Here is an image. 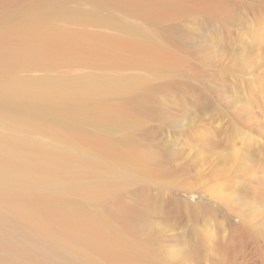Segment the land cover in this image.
Here are the masks:
<instances>
[{
    "label": "rangeland",
    "instance_id": "rangeland-1",
    "mask_svg": "<svg viewBox=\"0 0 264 264\" xmlns=\"http://www.w3.org/2000/svg\"><path fill=\"white\" fill-rule=\"evenodd\" d=\"M63 1L0 0V264H264V0Z\"/></svg>",
    "mask_w": 264,
    "mask_h": 264
},
{
    "label": "bare ground",
    "instance_id": "bare-ground-1",
    "mask_svg": "<svg viewBox=\"0 0 264 264\" xmlns=\"http://www.w3.org/2000/svg\"><path fill=\"white\" fill-rule=\"evenodd\" d=\"M55 1H56V0H55ZM63 2H65V0H64ZM47 3H48V0H47ZM51 3H52V2H51ZM61 3H62V1H61ZM65 3H66V2H65ZM62 4H63V3H62ZM55 5H56V4H55ZM64 6H65V5H64ZM48 9H49V8H48ZM51 9H52V8H51ZM51 11H52V10H51ZM25 17H26V16H25ZM29 17H31V16H29ZM30 20H31V19H30ZM32 32H33V31H32ZM38 38H39V37H38ZM29 40H30V39H29ZM4 44H5V43H4ZM31 45H32V44H31ZM11 49H12V48H11ZM35 50H36V49H35ZM39 50H41V49H39ZM49 50H50V49H49ZM28 51H29V50H28ZM44 51H45V50H44ZM13 52H14V51H13ZM41 52H43V51H41ZM54 52H55V51H54ZM32 53H33V51H32ZM37 53H38V52H37ZM43 53H44V52H43ZM48 53H49V52H48ZM52 53H53V52H52ZM12 54H13V53H12ZM40 54H41V53H40ZM40 54H39V55H40ZM44 54H46V53H44ZM47 55H48V54H47ZM2 56H3V55H2ZM26 56H27V55H26ZM45 56H46V55H45ZM45 56H44V57H45ZM44 57H43V58H44ZM41 58H42V57H41ZM35 59H36V58H35ZM37 59H38V58H37ZM55 59H56V58H55ZM58 59H59V58H58ZM20 60H21V59H20ZM42 60H43V59H42ZM46 60H47V59H46ZM68 60H69V59H68ZM53 61H54V60H53ZM40 62H41V61H40ZM4 63H5V62H4ZM34 63H35V62H34ZM38 63H39V62H38ZM47 63H48V62H47ZM49 63H50V62H49ZM20 64H22V62H21ZM23 64H24V63H23ZM31 64H32V63H31ZM41 64H42V63H41ZM41 64H40V66H41ZM45 64H46V63H45ZM1 65H2V64H1ZM46 65L48 66V64H46ZM14 66H15V65H14ZM52 66H53V65H52ZM4 67H5V66H4ZM19 67H20V66H19ZM37 67H38V66H37ZM50 67H51V66H50ZM53 67H54V66H53ZM62 67H63V66H62ZM2 69H3V68H2ZM21 69H22V68H21ZM29 69H31V68L29 67ZM65 69H66V68H65ZM0 71H1V70H0ZM6 71H8V70H6ZM6 71H5V72H6ZM9 71H10V70H9ZM51 71H52V70H51ZM11 72H12V70H11ZM19 72H20V71H19ZM38 72H39V71H38ZM62 72H64V71H62ZM1 73H3V72H1ZM6 73H7V72H6ZM9 73H10V72H9ZM36 73H37V72H36ZM49 73H50V72H49ZM51 73H52V72H51ZM4 74H5V73H4ZM16 75H17V74H16ZM53 75H55V74H53ZM37 76H38V75H37ZM41 76H42V75H41ZM62 76H63V74H62ZM52 77H53V76H52ZM10 78L12 79V77H10ZM25 78H26V77H25ZM58 78H59V77H58ZM63 78H64V77H63ZM26 80H28V79H26ZM32 80H33V78L31 79V81H32ZM19 81H20V80H19ZM44 81H45V80H44ZM15 82H16V81H15ZM22 82H24V81H22ZM18 83H19V82H18ZM42 83H43V82H42ZM44 84H45V83H44ZM44 84H43V85H44ZM15 85H16V84H15ZM20 85H21V84H20ZM24 85H25V83H24ZM39 85H40V82H39ZM28 86H29V85H28ZM37 86H38V85H37ZM12 88H13V87H12ZM36 88H37V87H36ZM39 88H40V87H39ZM18 89H19V88H18ZM21 89H22V88H21ZM42 90H43V89H42ZM4 91H5V90H4ZM17 92H18V91H17ZM35 92H36V91H35ZM43 94H44V93H43ZM12 95H13V94H12ZM5 100H8V99H5ZM0 102H1V101H0ZM2 110H3V109H2ZM1 125H2V124H1ZM2 126H3V125H2ZM4 127H5V126H4ZM6 128H7V127H6ZM33 130H34V129H33ZM18 131H20V130H18ZM13 132H16V129H15ZM30 132H31V131H30ZM10 133H11V132H10ZM10 133H9V134H10ZM17 133H18V132H17ZM17 133H16V134H17ZM17 135H18V134H17ZM2 136H3V135H2ZM12 136H14V135H12ZM24 136H25V135H24ZM24 136H23V138H24ZM5 137H6V136H5ZM15 137H16V136H15ZM15 137H14V138H15ZM31 137H32V136H31ZM12 138H13V137H12ZM16 138H17V137H16ZM25 138H26V137H25ZM25 138H24V139H25ZM28 138H29V137H28ZM8 139H9V138H8ZM21 139H22V138H21ZM26 139H27V138H26ZM30 139H31V138H30ZM34 139H35V138H34ZM27 141H28V140H26V142H27ZM31 141H33V139H31ZM2 142H3V141H2ZM34 142H35V140H34ZM40 144H41V143H39V145H40ZM12 146H13V145H12ZM12 146H11V147H12ZM0 147H1V146H0ZM2 147H3V146H2ZM5 147H6V146H5ZM0 162H1V161H0ZM7 169H8V168H7ZM3 170H4V169H3ZM4 171H5V170H4ZM9 173H10V172H9ZM5 174H6V173H5ZM2 177H3V174H2ZM4 179H5V178H4ZM4 179H3V180H4ZM0 182H1V180H0ZM4 183H5V182H4ZM0 187H1V186H0ZM1 188H2V187H1ZM5 188H7V187H5ZM5 190H6V189H5ZM12 190H13V189H12ZM12 190H11V192H12ZM0 191H1V190H0ZM6 192H7V191H6ZM6 192H4V193H6ZM7 193H8V192H7ZM13 193H15V192H13ZM11 194H12V193H11ZM17 195H18V197H19V193H18ZM13 196H14V195H13ZM15 196H16V195H15ZM2 197H3V195H2ZM16 197H17V196H16ZM22 198H23V197H22ZM15 200H16V199H15ZM10 202H11V201H10ZM14 202H15V201H14ZM14 202H13V203H14ZM16 203H17V202H16ZM16 203H14V204H16ZM4 204H6V202H5ZM10 204H11V203H10ZM0 205L3 206V202L1 203V199H0ZM12 205H13V204H12ZM16 205H17V204H16ZM20 205H21V203H20ZM2 206H1L0 208H5V209H6V205L3 206V207H2ZM8 206H9V204H8ZM8 206H7V207H8ZM26 206H27V205H26ZM13 207H15V208H13V209H15L14 212H15V214H16V212H17L16 207H17V206H14V205H13ZM23 207H24V206H23ZM8 208H9V207H8ZM32 208H33V207H32ZM5 209H3V210H5ZM21 209H22V208H21ZM26 209H27V208H26ZM28 209H29V208H28ZM33 209H34V208H33ZM18 210H19V209H18ZM7 211H8V210H7ZM12 211H13V210L10 209L9 212H12ZM19 211H20V210H19ZM22 211H26V210H22ZM22 211H20V212H22ZM30 211H31V210H30ZM0 212L3 213L2 210H0ZM14 212L12 213V215L14 214ZM20 212H19V214H20V216H21V213H20ZM28 212H29V211H28ZM1 213H0V214H1ZM5 213H6V211H5ZM3 214H4V213H3ZM7 214H9V213H7ZM15 214H14V215H15ZM17 215H18V213H17ZM25 215H27V214L25 213L24 216H25ZM1 216H2V215H1ZM7 216H8V215H7ZM7 216H6V217H7ZM15 216H16V215H15ZM15 216H14V217H15ZM22 216H23V215H22ZM28 216H30V215L28 214V215H27V218H29ZM9 217L11 218L10 215H9ZM14 217H12V218H13V221H14V222L16 221V223H17V221H18V219H17L18 216H17V218L15 217V219H17V220H15ZM1 218L4 219L5 217H0V223H1V220H2ZM34 218H35V217H34ZM6 219H7V221H8V220H9V221L7 222V221L4 219L3 222H5L6 225H3V226H7L8 223L11 222V226L8 225L7 228H9V227L13 228L12 226H15V225L12 224V223H14V222L11 221L12 219H11V220L8 219V218H6ZM19 219H20V218H19ZM23 219H24V218H23ZM28 220H29V219H28ZM20 221H21V220H20ZM22 221H23V220H22ZM24 221H25V220H24ZM30 221H31V220H30ZM39 221H40V220H39ZM3 222H2V223H3ZM25 222H26V221H25ZM2 223H1L0 225H2ZM5 223H3V224H5ZM32 223H33V222H32ZM9 224H10V223H9ZM18 224H19V223H18ZM27 224H29V223H27ZM19 225H22V224H19ZM24 225H25V224H24ZM29 226H30V225H29ZM34 226H35V225H34ZM39 226H40V225H39ZM1 227H2V226H1ZM15 227H16V226H15ZM15 227H14V228H15ZM17 227H18V225H17ZM22 227H27V226H23V225H22ZM2 228H4V227H2ZM2 228H1V231H2ZM11 228H9V229H11ZM29 228H30V227H29ZM4 229H5V228H4ZM4 229H3V233L0 232V234H1V235H0V256H2V257H1V261H2L3 255L6 256V255H5V252H6L7 254L9 253V252H7V250H9V248H12V246L15 248V246H16L15 243H17V242L19 241V238L17 237V235L20 234L19 232L21 231V230H20V231H17V232H18V234H17V233H16V230H17L18 228H16L15 230H14V229H11L13 232L15 231V234H17L16 236L13 234V235L18 239V241H17V239H16L17 242H15V240H14V239H15L14 236L11 234L12 236L10 237V235H9V234H10V231H7L6 229H5V230L8 232V235H9V236L7 235V232H6V231H5V233H6L7 236H5V234H4ZM9 229H8V230H9ZM24 229H26V228H24ZM35 229H36V228H35ZM36 230H37V229H36ZM12 231H11V232H12ZM13 232H12V233H13ZM24 232H25V231H24ZM27 232H28V231H27ZM38 232H39V231H38ZM35 233H36V232H35ZM43 233H45V232H43ZM3 234H4V235H3ZM26 234H27V233H26ZM38 234H40V233H38ZM41 234H42V233H41ZM20 235H21V234H20ZM33 235H34V234H33ZM18 236H19V235H18ZM21 236L23 237V236H25V235L22 234ZM21 236H20V237H21ZM22 237H21L22 240H20V241H23V238H22ZM25 238H27V236H25ZM25 238H24V239H25ZM28 239H29V238H27V240H28ZM35 240H36V239H35ZM44 241H45V240H44ZM23 242H25V240H24ZM28 242H29V241H28ZM28 242H27V243H28ZM13 243H14L15 245H12ZM27 243H25V245H26ZM17 244H18V246H19L20 244L22 245V243L19 244V242H18ZM28 244H29V243H28ZM25 245H24V246H25ZM29 245H30V244H29ZM29 245H28V246H29ZM33 245H34V244H32V246H33ZM35 245H36V244H35ZM28 246H27V247H28ZM19 247H20V246H19ZM21 247H22V246H21ZM33 247H34V246H33ZM43 247H44V245H43ZM22 248H23V247H22ZM17 249H18V248H17ZM20 249H21V248H19L18 251H20ZM24 249H25V248H23V251H24ZM26 249H27V248H26ZM29 249H30V247H29ZM10 250H11V249H10ZM27 250H28V249H27ZM31 250H32V249H31ZM34 250H35V249H34ZM51 250H52V249H51ZM11 251H14V250H11ZM11 251H10V252H11ZM23 251H22V253H23ZM43 251H44V249H43ZM25 252H26V251H25ZM25 252H24V253H25ZM44 252H45V251H44ZM47 252H49V250H48ZM47 252H46V254H47ZM55 252H56V251H55ZM19 253H20V252H19ZM24 253H23V254H24ZM33 253H34V252H33ZM16 254H17V253H16ZM25 254H27V253H25ZM25 254H24V255H25ZM51 254H53V253L51 252ZM51 254H49V255H51ZM54 254H55V253H54ZM13 255H14V254H13ZM10 256H12V255L10 254L9 257H10ZM15 256H16V255H15ZM67 256H68V255H67ZM18 257H20V256H18ZM47 257H48V256H47ZM49 257H50V256H49ZM12 258H13V257H12ZM22 258H23V257H22ZM25 258H26V257H25ZM50 258H51V257H50ZM6 259H7V257H6ZM8 259H10V258H8ZM14 259H15V258H14ZM18 259H20V258H18ZM23 259H24V258H23ZM48 259H49V258H48ZM52 260H53V259H52ZM4 261H5V260H4ZM7 261H8V260H7ZM16 261H17V260H16ZM24 261H25V259H24ZM24 261H23V262H24ZM50 261H51V260H50ZM55 261H56V260H55ZM5 263H7V262H5ZM18 263H19V262H18ZM2 264H3V263H2ZM10 264H11V263H10Z\"/></svg>",
    "mask_w": 264,
    "mask_h": 264
}]
</instances>
